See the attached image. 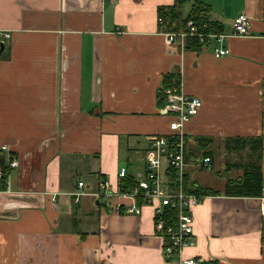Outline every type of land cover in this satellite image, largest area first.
Returning <instances> with one entry per match:
<instances>
[{
	"label": "crops",
	"instance_id": "crops-1",
	"mask_svg": "<svg viewBox=\"0 0 264 264\" xmlns=\"http://www.w3.org/2000/svg\"><path fill=\"white\" fill-rule=\"evenodd\" d=\"M199 1L224 36L171 51L158 9L175 0H0V28L11 33L0 42V149L19 162L0 188V264H165L153 207L139 199L141 213L126 212L132 200L101 195L100 182L118 190L122 165L144 170L147 157L131 152L170 132L159 91L175 73L203 101L187 146L211 156L206 169L220 180L201 185L192 167H205L189 160L190 180L220 192L192 206L196 243L185 254L264 264V192L225 193L256 158L249 146L227 150L228 137H262L264 179V0ZM240 13L249 35L231 34ZM222 46L230 52L215 56Z\"/></svg>",
	"mask_w": 264,
	"mask_h": 264
},
{
	"label": "built area",
	"instance_id": "built-area-1",
	"mask_svg": "<svg viewBox=\"0 0 264 264\" xmlns=\"http://www.w3.org/2000/svg\"><path fill=\"white\" fill-rule=\"evenodd\" d=\"M251 20L246 13H240L233 21L231 34H251ZM198 35L202 39L207 35L199 30L198 25L191 19L186 29L165 31L166 42L174 49L183 50L186 47L187 35ZM11 36V33L0 28V42ZM221 39L224 34L216 35ZM230 52L229 47L222 46L214 49V55L219 57ZM165 106L163 112L170 115V132L154 135L146 145V166L136 174V185L125 189L123 179L128 175V166L122 165L118 176L119 189L110 190L109 179L100 182L103 196L116 195L132 200V204L125 207L126 212L141 213L143 204L153 207L154 227L160 235L165 237L163 254L165 264H203L198 256H187L185 249L196 243L195 217L192 206L200 203L209 194L190 192L185 189V171L188 162L185 159L187 130L186 124L200 111L203 101L200 97L186 93L182 86L181 74L171 76V83L164 87ZM3 150L6 149L4 145ZM209 156L196 157L194 162L204 167H210ZM11 167L19 164L18 160L8 156ZM2 172L0 170V177ZM83 180L78 182L83 186ZM78 194L83 193L78 191ZM141 199L143 204H138ZM124 205L116 203V209L121 211ZM175 209L177 217L170 221L169 210ZM261 212L264 214V195L261 202Z\"/></svg>",
	"mask_w": 264,
	"mask_h": 264
},
{
	"label": "trees",
	"instance_id": "trees-1",
	"mask_svg": "<svg viewBox=\"0 0 264 264\" xmlns=\"http://www.w3.org/2000/svg\"><path fill=\"white\" fill-rule=\"evenodd\" d=\"M191 2L192 6L190 10L185 13L184 7L187 2ZM159 16L162 19V29L164 31H178L186 29L187 22L193 20L199 27V30L206 35L208 33H221L223 31L222 26L214 20H209L208 7L201 3L199 0H175L171 5H161L158 9ZM208 36L203 39L198 35H187L186 46L193 49H201L207 42ZM174 75V74H172ZM166 76L164 84L159 91L160 104L163 105L165 101L164 87H167L171 83V76ZM201 144L203 154H209L211 151L205 150L206 137L196 138ZM187 146V141H186ZM249 146L254 152H256V158L249 163H244V173L238 179L230 178L226 185L225 193L227 195H262L264 192V179L262 174L261 157L263 149L262 137H241L232 136L225 139V147L227 150H241ZM204 147V148H203ZM196 155H201V152L196 153L193 149L191 150L186 147L185 159L187 162ZM209 156V155H208ZM195 157V156H194ZM193 157V158H194ZM199 157V156H198ZM201 157H205L201 156ZM211 158V156H209ZM6 152L0 149V170L2 176L0 177V188L5 186L6 179L11 172V166L7 161ZM194 160V159H193ZM125 189H131L136 185V176L133 172H128V175L123 179ZM185 189L190 192H199L204 194H219L220 190L203 187L196 183V181L190 180V172L187 166L185 171ZM170 214L168 218L170 221L175 220L177 217L176 210H169Z\"/></svg>",
	"mask_w": 264,
	"mask_h": 264
},
{
	"label": "rangeland",
	"instance_id": "rangeland-1",
	"mask_svg": "<svg viewBox=\"0 0 264 264\" xmlns=\"http://www.w3.org/2000/svg\"><path fill=\"white\" fill-rule=\"evenodd\" d=\"M147 138H148L147 136H144L142 138V141L140 142V144H138V146L143 145L144 141H146ZM121 154L126 155L127 150L123 149L121 151ZM131 155L134 156V159H133L134 162H135V160H137V158H138V160L144 161L145 157H146V150L143 149V146H141L137 149V151H132ZM217 159H218V162L219 161L221 162L222 161L221 155L218 154ZM200 167H192V172H193V175H195L199 178L201 185L205 186L206 183H211V182L220 183V180L218 178H216L215 176H213L214 173L211 169H206V167H205V169L204 168L201 169Z\"/></svg>",
	"mask_w": 264,
	"mask_h": 264
},
{
	"label": "water",
	"instance_id": "water-1",
	"mask_svg": "<svg viewBox=\"0 0 264 264\" xmlns=\"http://www.w3.org/2000/svg\"><path fill=\"white\" fill-rule=\"evenodd\" d=\"M3 46H4V43H1V47L3 48Z\"/></svg>",
	"mask_w": 264,
	"mask_h": 264
}]
</instances>
